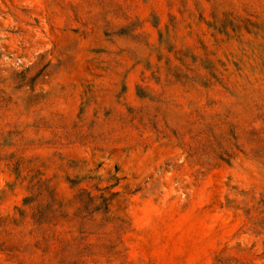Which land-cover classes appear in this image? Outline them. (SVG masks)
Returning <instances> with one entry per match:
<instances>
[{"label": "rangeland", "instance_id": "1", "mask_svg": "<svg viewBox=\"0 0 264 264\" xmlns=\"http://www.w3.org/2000/svg\"><path fill=\"white\" fill-rule=\"evenodd\" d=\"M0 264H264V0H0Z\"/></svg>", "mask_w": 264, "mask_h": 264}]
</instances>
